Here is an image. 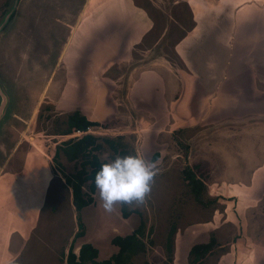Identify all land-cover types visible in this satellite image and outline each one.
I'll use <instances>...</instances> for the list:
<instances>
[{"label": "rangeland", "instance_id": "1", "mask_svg": "<svg viewBox=\"0 0 264 264\" xmlns=\"http://www.w3.org/2000/svg\"><path fill=\"white\" fill-rule=\"evenodd\" d=\"M85 1L0 0V85L7 98L0 117V264H67L70 248L79 256L81 245L88 242L98 249L97 260L109 259L118 250L113 238L131 234L141 222L146 247L132 257L133 264H187L190 248L209 239L208 225L216 226L215 232L233 231L229 224L220 228L217 224L223 213H238L241 207L235 193H243L235 180L250 171L239 172L228 155L218 157L221 153L234 157L235 145L246 152L242 138L251 121L256 129L246 134L261 135L263 142L250 147L261 156L264 153V109L246 108L248 91L235 88L233 75L225 74L235 63L230 48L241 36L237 35L241 26L245 36L258 34L255 21L264 19V0H195L196 12L188 0H157V10L149 0H138L155 19L154 28L133 57L117 68L119 80L110 78L115 74L111 66L102 67L104 59H95L93 65L100 68L92 69L89 60L59 59L68 24ZM184 39L186 61L173 49ZM259 43L257 48L264 38ZM160 58L167 61L149 64ZM151 68L159 74L163 69L172 72V80L169 74L165 79L174 82L177 77L180 83L178 100L170 105L176 111L162 115L160 122H153L152 113L159 111L165 97L154 105L143 99L136 107L127 92V84ZM97 76L100 83H95ZM241 82L249 86L248 80ZM123 83L124 93L117 91ZM223 85L232 99L226 107L217 98ZM236 97L243 106L233 102ZM98 111L107 116L94 117ZM238 111L247 117L237 118ZM75 112L99 125L64 133ZM86 134L97 137L100 147L92 154L101 161L119 154L157 162L159 173L146 204L135 208L118 204L116 211L106 212L97 189L89 190L88 179L83 189L93 202L77 210L69 178L87 158L69 159L64 147ZM85 169L89 172L91 166ZM188 172L207 179L209 191L198 198ZM80 228L84 235L75 237ZM226 247H216L205 264L215 262Z\"/></svg>", "mask_w": 264, "mask_h": 264}, {"label": "crops", "instance_id": "2", "mask_svg": "<svg viewBox=\"0 0 264 264\" xmlns=\"http://www.w3.org/2000/svg\"><path fill=\"white\" fill-rule=\"evenodd\" d=\"M149 1L157 10V0ZM153 2L156 4L154 5ZM188 4L189 8L194 12L198 10V5L195 0H188ZM74 19L75 21L73 23L68 24L69 33L66 36L63 48L60 50L59 59L62 61L65 60V58L69 57L71 59L74 57L76 60L80 61L89 60L91 63L90 69L94 68V66H98L97 63L93 65L95 59H104L106 62L102 67L111 66L114 69L113 72L115 74L110 78L119 77L117 68H120L124 61L130 60L133 57V53L137 51L139 45L154 28L155 22V19L150 16L149 10L144 4L138 2V0H86L76 13ZM255 22H257L255 24V26L257 25V35L245 36V30L242 26V29L240 28L242 31L240 29L238 30L237 35L241 34V36L235 37L236 44L234 47L230 48V50H234L235 63L226 68L225 74L233 75V78L230 80L237 86L235 88L248 91L247 94H244V105L249 100L245 105L246 108L250 105V107L264 109V43L263 46L259 48L256 47L257 43L260 44L259 42L264 38V19L259 18L258 21L256 19ZM255 26H253L254 29ZM190 36L192 35L188 37ZM186 39L181 41L178 40L173 48L174 52L185 61L188 52V50L184 48ZM131 50H133V52ZM162 59L163 58L154 59L149 62V64L153 61L155 62ZM142 60H147V58H142ZM227 60L228 57L225 61ZM163 61L167 60L164 58ZM152 64L156 66L157 62ZM159 64H163V62ZM165 64L169 66L168 62ZM98 68H100V66H98ZM162 71H159V74L151 68L150 71L144 72L141 78L134 79L133 82L131 81V83L127 84V92L130 93L129 100L136 107L144 100H152L154 105L160 103L163 97L166 98L164 104L159 105V111L152 113V115L156 117L153 122H160L159 118L162 115H164L163 118H165L167 112L170 113V115L174 113L176 110L174 107L171 108L170 105L178 100L176 95L180 85L178 82L179 79L175 77L174 82L168 81L165 79L166 75L169 74L172 80V72ZM159 75L161 76V81L158 80ZM241 78L242 81H244V79L246 81L248 80L249 86L243 85L246 82H241ZM115 79L116 78H113V81H115ZM96 82H101L100 76H97L95 83ZM122 86V90L117 89V91H122L124 93L126 86L124 83ZM104 88L106 87L104 86ZM183 90L185 91V88ZM214 94L215 93H213L211 100L215 97ZM227 94H229V88L227 85H223L222 89L218 90L217 98L220 103H224V105H222L224 107L227 106V100L228 102L232 100L231 96H227ZM168 95H172L169 96L172 97V99H170ZM207 97L210 98L209 96ZM238 99L239 97H236L233 102L243 106V104L236 101ZM161 107L166 110H162ZM106 112L109 113L108 110H106ZM103 113L104 111L95 112L94 117H106L107 115ZM236 116L237 118L239 116H242V118L247 117L242 114L241 111H238ZM229 119L231 121V118ZM251 122V127H248L242 138L246 152L236 148L235 145L234 157L229 155V153H221V157H218L223 159L228 155V158L234 160L233 166H235V169L239 172L247 169L250 173L245 178L240 177L241 179H239L238 177L237 180H235L236 182L239 181L237 186L238 191L243 193L241 195H238L239 192L235 193L241 205V207H237L239 210L238 213H223L222 215H225V218L223 219V216H221L220 222L217 224L218 228L223 224H229L228 227L232 228L233 231L228 230V233H226L221 229V231L215 232L213 229L216 228V226L208 225L207 229L210 228L211 230L207 233L210 234L209 239L199 240L207 243L212 237L215 239V243L212 245V252L204 259L202 264H205L208 258L214 254L216 247H226L224 244H227L228 247H226L224 252L211 264H264V213H261V211L264 212V153L261 156L256 153L254 147H250L255 143L258 146H262L261 142H263V138L261 135L250 138L246 134L254 133V131L250 130L256 129L254 122ZM261 123H263V121H261ZM261 128L264 130V123ZM262 149L264 148L262 147ZM224 162L227 164L225 160ZM251 163L253 164L251 165ZM221 167L225 169L226 165ZM249 177L251 180L244 183L243 180H248ZM209 178L208 176V179ZM205 181L207 182V179H205ZM248 208H251L252 211L246 213ZM254 220H257L255 225L253 223ZM210 222L212 223V221ZM211 232L216 235L214 236ZM230 247H232V249H230ZM189 252L185 258L187 264H190L188 260ZM181 264H183V262H181Z\"/></svg>", "mask_w": 264, "mask_h": 264}, {"label": "trees", "instance_id": "3", "mask_svg": "<svg viewBox=\"0 0 264 264\" xmlns=\"http://www.w3.org/2000/svg\"><path fill=\"white\" fill-rule=\"evenodd\" d=\"M70 121L71 128L65 130L64 133H69L74 129L87 130V128L93 124L99 125L97 121L89 120L85 117V115H82L79 112H75L71 116ZM99 147L100 144L97 143V137L93 134H86L74 143L64 147V151L69 159H75L79 155L87 158L85 159V161H83L81 170H79L75 175L73 174V177L69 176V182L72 185L71 187L73 202L78 211L82 210L85 206L93 202V198L90 195L89 191H85L83 189V183L86 180L91 179L89 190H91V192H95L96 187L93 182L95 173L100 168V164L103 161L99 160L98 156L92 154V152L94 149H98ZM56 154L55 158H57ZM87 164L91 166V170L89 172H87L85 169V166ZM187 178L190 179V182L193 183V192L198 198L208 191V184L205 179L203 180L202 178L195 176L194 174H191L189 172L187 173ZM86 195L90 196L85 197ZM80 221V227L82 228L83 222L81 219ZM144 227L145 224L141 222L139 227L135 229L131 234L125 236L117 235L116 237H114L112 242L116 246H118V250L117 253L113 254L109 259H104L102 261L97 260L98 249L94 247L92 243L88 242L81 245L79 256L75 252H73L72 247L70 248L66 257L67 264H133L131 262L132 257L137 252L144 251L146 247L143 238L145 235ZM81 228L80 231L76 233L75 237L84 235V230H81ZM214 243L215 239L214 237H212L211 240L207 243L201 242L194 244L190 248L188 258L189 263L202 264L204 259L209 256L210 252H212V245Z\"/></svg>", "mask_w": 264, "mask_h": 264}, {"label": "clouds", "instance_id": "4", "mask_svg": "<svg viewBox=\"0 0 264 264\" xmlns=\"http://www.w3.org/2000/svg\"><path fill=\"white\" fill-rule=\"evenodd\" d=\"M159 169L140 155L105 156L96 171L94 184L99 193L100 206L109 213L116 205L140 207L146 204Z\"/></svg>", "mask_w": 264, "mask_h": 264}, {"label": "water", "instance_id": "5", "mask_svg": "<svg viewBox=\"0 0 264 264\" xmlns=\"http://www.w3.org/2000/svg\"><path fill=\"white\" fill-rule=\"evenodd\" d=\"M2 26H3V24L1 25V27ZM0 98H1V101H0V117H1L3 114L4 108H5V105H6V101H7L6 95H5L4 91L2 90L1 85H0Z\"/></svg>", "mask_w": 264, "mask_h": 264}]
</instances>
